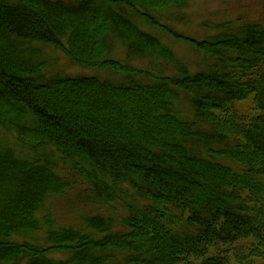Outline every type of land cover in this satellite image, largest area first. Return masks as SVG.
<instances>
[{
    "label": "trees",
    "instance_id": "1",
    "mask_svg": "<svg viewBox=\"0 0 264 264\" xmlns=\"http://www.w3.org/2000/svg\"><path fill=\"white\" fill-rule=\"evenodd\" d=\"M189 1L0 0V264L264 256V15L200 40Z\"/></svg>",
    "mask_w": 264,
    "mask_h": 264
},
{
    "label": "rangeland",
    "instance_id": "2",
    "mask_svg": "<svg viewBox=\"0 0 264 264\" xmlns=\"http://www.w3.org/2000/svg\"><path fill=\"white\" fill-rule=\"evenodd\" d=\"M186 24H171L172 29L177 30L179 33L187 37L194 36L197 39H204L215 32L214 28H211L217 23L232 21L236 22L240 20L241 22H246L250 20H258L264 15V0H190L189 6L185 10ZM170 46L174 48L183 59L191 60L193 57V50L186 44L180 42L179 40L167 41ZM49 53L55 52V57L59 59V66H61L64 71L70 76H82L93 75L94 72L85 71L80 68L67 66V59L61 52L53 51L48 48ZM52 57V56H51ZM141 63V62H136ZM141 66L142 64H137ZM252 100L243 101L236 106L237 109V120L238 116L241 119V123L249 124L255 116V111L253 109ZM231 117V115H229ZM75 206V205H74ZM72 204H67L64 201H57L53 210L56 215L57 222L63 225H70L75 222L77 218V210ZM241 246H244L243 251L239 250ZM250 243L245 245H237L235 249H230L225 246H219L215 250H211L210 254L219 255L221 253L222 259L227 257L228 260L225 264H264V256L252 258L250 256L249 249ZM202 259L200 258H187L182 264H201Z\"/></svg>",
    "mask_w": 264,
    "mask_h": 264
}]
</instances>
